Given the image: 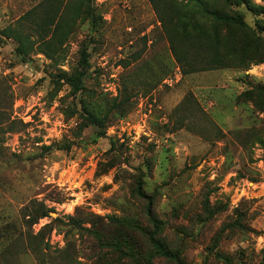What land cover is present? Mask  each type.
I'll return each mask as SVG.
<instances>
[{
  "label": "rangeland",
  "instance_id": "374dc122",
  "mask_svg": "<svg viewBox=\"0 0 264 264\" xmlns=\"http://www.w3.org/2000/svg\"><path fill=\"white\" fill-rule=\"evenodd\" d=\"M80 1L0 0V264H131L155 232L185 264H264V0L187 34L182 0H94L71 24Z\"/></svg>",
  "mask_w": 264,
  "mask_h": 264
},
{
  "label": "trees",
  "instance_id": "16d2710c",
  "mask_svg": "<svg viewBox=\"0 0 264 264\" xmlns=\"http://www.w3.org/2000/svg\"><path fill=\"white\" fill-rule=\"evenodd\" d=\"M186 3L187 7L191 10L183 17V23L181 24V29L184 34L189 32V29L192 28L194 32L199 30L198 21L200 20H212L218 24H223L225 26L237 25V27H245L246 24L244 22L243 16L236 10L235 8L245 7L249 10H252L251 4L248 0H182ZM94 0H82L78 3V5L74 8V12L71 17V24H75L81 15V6L83 4L91 5ZM229 9L230 13L225 12L224 10ZM257 15L264 16V8L258 10ZM259 27V25L257 26ZM8 33L7 37L13 38L17 42V55L21 58L23 62H28L30 60V56L33 53V44L31 43L30 37L28 35L23 34L22 32L9 28L5 30ZM247 48V44H246ZM173 53L178 57V53L176 48L173 46ZM87 54L83 53L80 63V70L75 73L71 78H68V82L71 87L74 89L76 93H79L83 90V79L86 76V71L88 67L87 62ZM86 118L87 120L97 128L103 127V121L92 111H89L85 108ZM137 195L146 201V214L149 218L154 219V206L155 201L152 196H149L143 187L141 181H139L136 189ZM51 213L45 205H38L36 209H34L33 214L39 215L34 220H30L31 224H37L38 221L42 218L48 217ZM13 228V226L11 227ZM154 236L151 237V246L154 250V254H151L148 258L143 257L137 254L135 248L130 246L128 243L126 244L131 251L133 252L128 256L131 258V264H166L168 262H172L175 264H185L181 256L178 253L173 252L166 244L160 242ZM10 240L7 238L6 243ZM103 243L104 239L99 240ZM115 264V263H113Z\"/></svg>",
  "mask_w": 264,
  "mask_h": 264
}]
</instances>
